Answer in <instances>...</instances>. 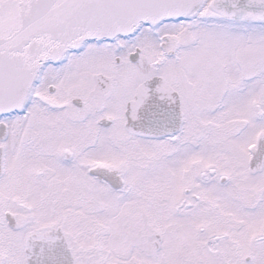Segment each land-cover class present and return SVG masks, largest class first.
Returning <instances> with one entry per match:
<instances>
[{
    "label": "snow or ice",
    "instance_id": "1",
    "mask_svg": "<svg viewBox=\"0 0 264 264\" xmlns=\"http://www.w3.org/2000/svg\"><path fill=\"white\" fill-rule=\"evenodd\" d=\"M0 264H264V0H0Z\"/></svg>",
    "mask_w": 264,
    "mask_h": 264
}]
</instances>
